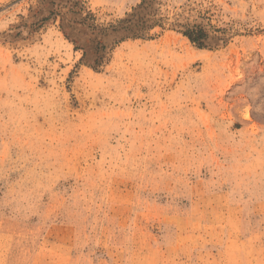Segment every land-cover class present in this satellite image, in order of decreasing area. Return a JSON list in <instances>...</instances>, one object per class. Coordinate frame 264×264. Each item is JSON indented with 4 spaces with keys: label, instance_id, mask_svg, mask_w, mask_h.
Here are the masks:
<instances>
[{
    "label": "rangeland",
    "instance_id": "1",
    "mask_svg": "<svg viewBox=\"0 0 264 264\" xmlns=\"http://www.w3.org/2000/svg\"><path fill=\"white\" fill-rule=\"evenodd\" d=\"M0 264H264V0H0Z\"/></svg>",
    "mask_w": 264,
    "mask_h": 264
},
{
    "label": "trees",
    "instance_id": "2",
    "mask_svg": "<svg viewBox=\"0 0 264 264\" xmlns=\"http://www.w3.org/2000/svg\"><path fill=\"white\" fill-rule=\"evenodd\" d=\"M96 19L95 17L87 12L86 16L84 19L81 20V23L84 25H87L88 28H90L91 31H93L92 34L99 35L101 32H104V29L100 27V25H97L95 23ZM129 20H124V21H119L118 25L115 27L112 26V29L114 28L115 30L119 29L122 31H127V33H132L131 35H134V32L138 30V33L134 35V37H145L144 29L147 27L144 23H142L140 26L137 27L136 30H132L131 26L129 25ZM121 23H126L128 25L123 26ZM153 23H158V22H153ZM151 27V26H150ZM172 27L176 29L177 32L181 33L185 38L189 40L190 43L193 45L197 46L198 48H203L206 46V41L208 39H212L215 41V44L218 45L220 41H222V45L225 46L228 43V38L226 36H213L209 38V34L201 27L200 25L197 24H191L188 22H174L172 24ZM147 29V28H146ZM149 29V27H148ZM64 31V30H63ZM224 33V30H218L217 32ZM70 34H66L65 36L68 38ZM93 43L96 42V46L99 44V41H96V38L92 40ZM107 59L103 55H98L96 56L93 64V68L97 69L99 66H103L104 63L106 62Z\"/></svg>",
    "mask_w": 264,
    "mask_h": 264
}]
</instances>
